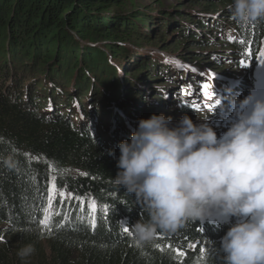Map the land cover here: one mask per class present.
I'll return each instance as SVG.
<instances>
[{
  "label": "trees",
  "instance_id": "16d2710c",
  "mask_svg": "<svg viewBox=\"0 0 264 264\" xmlns=\"http://www.w3.org/2000/svg\"><path fill=\"white\" fill-rule=\"evenodd\" d=\"M230 3L184 0L167 13L161 6L142 11L133 0H0V264H223L217 249L231 225L215 230L203 221L188 222L174 234L158 233L148 244L131 242L125 226L146 220L147 211L114 182L120 142L115 137L109 144L98 132L95 104L115 92L106 93L99 84L125 87L119 76L131 67L138 68L136 75L145 81L133 85H148L150 92L160 82L189 73L150 51L160 46L175 56L198 39L224 48L205 57L206 67L203 55L191 60L216 71V76L168 91L178 92L179 106L195 113L190 105L204 94L196 95L202 85L211 81L224 88L227 83L228 68L211 62L220 58L235 68L241 67L240 61L255 67L264 50V21L239 25L232 19ZM175 28L183 41L166 43L162 36ZM162 89L166 93L164 88L154 90ZM163 98L159 106L170 104ZM138 99L129 96L130 101ZM112 101L101 107L108 109L101 118L114 111ZM137 105L142 112L141 103ZM118 119L114 116L112 130ZM192 120L209 123L215 118ZM132 126L137 127L127 126V136ZM52 177L57 192L49 210L55 212L46 213ZM60 190L73 198H61ZM91 202L96 204L94 213L88 207ZM48 214L45 228L40 221ZM29 243L36 251L22 258L19 249Z\"/></svg>",
  "mask_w": 264,
  "mask_h": 264
},
{
  "label": "clouds",
  "instance_id": "9594fccd",
  "mask_svg": "<svg viewBox=\"0 0 264 264\" xmlns=\"http://www.w3.org/2000/svg\"><path fill=\"white\" fill-rule=\"evenodd\" d=\"M228 7L241 26L264 21V0H231ZM230 106L233 121L219 138L187 115L173 124L153 114L118 144L114 182L147 211L146 220L125 226L133 244L203 221L213 208L231 224L217 249L223 264H264V99L249 94ZM35 251L29 243L19 255Z\"/></svg>",
  "mask_w": 264,
  "mask_h": 264
},
{
  "label": "rangeland",
  "instance_id": "374dc122",
  "mask_svg": "<svg viewBox=\"0 0 264 264\" xmlns=\"http://www.w3.org/2000/svg\"><path fill=\"white\" fill-rule=\"evenodd\" d=\"M133 1H134V3H136L137 6L140 7V10L143 9L146 11H148V10L152 11L155 8H159L160 6L165 11L166 9L169 10V9L175 7L176 5L184 2V0H133ZM184 10L192 11L194 9H191V8L186 9L185 8ZM165 12L169 13V11H165ZM153 15L156 16L157 13H154ZM177 18H179V17L177 16ZM184 19L185 18H183V16H180V20L182 23L184 22ZM180 30H182V29H180ZM177 35H179V30H177V28H175L174 30H169V32H167L162 37L167 38L166 43L168 41L172 44L178 43V41L182 42L183 40L181 38H179V36H177ZM193 41H194V43H189L188 45H185L182 48L180 53H178V54L176 53V55H180L181 57H185L183 59H185L187 62L186 61L184 62V61H182V59H180V63L182 65V67H184L185 69H187L190 72L187 74L182 73L180 75V77L175 75L173 77L172 81H170V83L160 82V83H158V84L162 83L160 86L154 85L153 86V92L149 91L150 86L145 85L144 88H146L148 91H147L146 95H142V91H145L144 88L139 87L138 84L133 85V83H136L137 80H138V82H141L142 84H143V82H145L142 77H138L139 74L136 75L138 73L136 71L138 68H136V67H131L128 70H125L126 73L123 72L124 77L122 76V74H120L119 79H121V82L124 81L125 87L116 86V88L110 89L109 87L105 88L104 85L99 84L100 90L104 89L106 91V93L111 92V91L117 92V94L115 92L111 93L112 96H109V97H105V98L102 97L100 99L97 98V102L95 104V106L97 107L95 112L97 114L98 132L101 133V136H104V137L106 136V139L108 140L109 144H112L113 141H115V137L118 139L119 142H121L123 140V138L129 140L130 136H127V132L125 130L126 127L129 126L130 124L133 125V123L137 125V122L140 119H148L153 114H156V115L163 114L165 117H170L173 124L178 122L181 119V117L184 115H187L191 119H198V118L207 119L209 117H212V118H215L214 122H209V123L204 122V123H207L210 127L213 128V130L216 132L218 138L224 132H226V131H224V129H222L219 126L220 125V123H219L220 119H219V115H218L219 111L216 110V108L209 110V108H205L204 106H202V108H200V109H192V111H195V113H189V112H186V110L182 106H179L178 93L171 94L170 92H168L169 90L170 91H177V88H179V90H180V88L183 87L184 85L194 83L193 81H198L200 79L202 80L204 77L199 74L202 71L209 73V75H213V76H216L215 74H217L216 71H212V72L206 71L202 66L195 64L196 62L193 63L191 60H193L192 58H196V59L200 58V56L203 55L204 59L202 61V65L204 67H206V65H204V64H206V61H208V60H205L206 59L205 57L209 56V54L217 55L218 53L224 52L223 51L224 48H222L223 46L220 47V46H216L214 44H211L212 47H210L208 44L201 43V40L193 39ZM150 45H151L150 47H153L152 44H150ZM152 50H157V49L154 48ZM261 51L262 50L259 51L258 56H259ZM168 53L170 55L174 56V54L172 52H168ZM131 56H134V54H130L129 57H131ZM219 59L220 58H217L216 61H213L211 63H214V64L219 63L220 66L223 65V67L228 68L225 71L226 73H224L223 71L222 72L226 75V77H228V78H230L236 82L235 83L236 86L234 85L235 89H236V90H234L235 95H239L242 92H245L247 90L248 86L250 84H252L253 78L259 77L260 76L259 72L264 71V62H259L257 59H256L255 67H253V65H251V67L247 66V67H238V68L237 67L235 68L232 61L225 62V59H223V60H219ZM198 63L201 64L200 62H198ZM172 75H174V74H172ZM137 77H138V79H136ZM110 79H113V78H111V76H110ZM102 80H104V78H102ZM161 88H164L166 90V93L163 92V89H162V91H160L159 93H162V94L165 93V94H164V96L159 97L160 96L159 93L155 92L154 89L159 90ZM212 88H216V87H212ZM124 90H126V92H125L126 97H123ZM130 94H132L134 97H139V99L135 100V101H130L129 100ZM160 98H163L164 100H168L170 102V104H167L165 106H159V102H158L159 100L158 99H160ZM109 99H113V101H115L113 104V107L111 108L114 111H112L109 115H106V118H101L100 114L102 112L105 113L106 111H108V109H101V107L106 106V103L109 101ZM138 102H140L142 105V108H143L142 112L139 109H135V106H138L137 105ZM121 103H122V107H120ZM153 104H155V105H153ZM115 108L117 109V113L115 112ZM138 108H141V107L138 106ZM114 116H116L117 121L119 120L118 117L120 118L121 121H120V124H115V128L112 130V124L114 122ZM132 116H136V118L134 119ZM193 121H195V120H193ZM127 122H130V124ZM132 129L135 130L136 127L132 126ZM52 212H55V211L53 209H51V210H49L48 213H52ZM209 212H211V211H209ZM49 216H50V214H48V217ZM214 220H218L220 222L221 226H223V227L227 226V225H231V224L222 223L219 215ZM232 222L234 223L235 220L233 219ZM216 227H219V225H217ZM0 229H1V227H0Z\"/></svg>",
  "mask_w": 264,
  "mask_h": 264
},
{
  "label": "snow or ice",
  "instance_id": "6c2138e0",
  "mask_svg": "<svg viewBox=\"0 0 264 264\" xmlns=\"http://www.w3.org/2000/svg\"><path fill=\"white\" fill-rule=\"evenodd\" d=\"M240 43H245V41H240ZM247 55H248V57L250 58L253 54L250 52V50L247 52ZM256 59L259 61V62H264V50H262L261 52H260V54H259V56L258 57H256ZM240 66L241 67H247L248 66V63L246 62V61H240ZM208 85L207 84H204L203 86H202V88H203V91H204V95L205 96H207V97H209L210 98V96H211V94H210V92L208 91ZM214 105H210L209 106V110H211L212 109V107H213ZM56 177H52L51 178V181H50V184H49V187H48V197H47V199H48V208H46L44 211L47 213L48 212V210L51 208V206H52V203H53V200L55 199V193L57 192V185H56ZM59 196L61 197V198H64L65 196H67L69 199H72L73 198V194L72 193H66L64 190H60L59 191ZM75 199H77V201L79 202V203H84V201L83 200H81L80 199V197H75ZM88 207H89V210H90V212H92V213H94L95 211H96V204H95V202H91L89 205H88ZM48 223H49V217L46 215L45 216V219H43V220H41L40 221V224L41 225H43L45 228H48ZM92 226L93 227H95V220L93 219L92 220ZM51 230L49 229V232H50ZM124 231L126 232V229H124ZM137 246H139V245H137ZM191 247H196V245H190ZM203 251H204V249H201V252L203 253ZM178 255H183V253L182 252H178L177 253Z\"/></svg>",
  "mask_w": 264,
  "mask_h": 264
},
{
  "label": "water",
  "instance_id": "95a60500",
  "mask_svg": "<svg viewBox=\"0 0 264 264\" xmlns=\"http://www.w3.org/2000/svg\"><path fill=\"white\" fill-rule=\"evenodd\" d=\"M173 12V10H169V13ZM157 50H151L150 53L154 56H157V57H162V58H168V59H173L175 60V62L180 63V59L182 58L181 56L179 55H176V56H172L170 55L169 53L165 52V51H161L160 49H164L163 47H156ZM211 211V212H209ZM218 215V210L217 209H213V208H209L207 210V215H206V218L204 220H209L210 218L214 217Z\"/></svg>",
  "mask_w": 264,
  "mask_h": 264
}]
</instances>
